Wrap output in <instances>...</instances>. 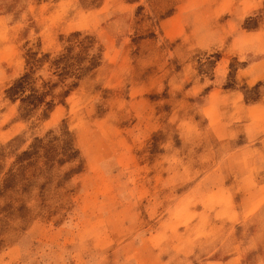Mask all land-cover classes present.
<instances>
[{"label":"rangeland","instance_id":"rangeland-1","mask_svg":"<svg viewBox=\"0 0 264 264\" xmlns=\"http://www.w3.org/2000/svg\"><path fill=\"white\" fill-rule=\"evenodd\" d=\"M261 60L264 0H0V264H264Z\"/></svg>","mask_w":264,"mask_h":264},{"label":"crops","instance_id":"crops-1","mask_svg":"<svg viewBox=\"0 0 264 264\" xmlns=\"http://www.w3.org/2000/svg\"><path fill=\"white\" fill-rule=\"evenodd\" d=\"M264 60L253 62L249 64L250 70H258L263 67ZM261 76L258 75V78ZM256 80V79H255ZM255 80L253 82H255ZM237 91L232 92H219L220 101H217V108L219 112L224 115H231L230 120H234L232 131L227 130V135L231 138L232 136L242 135L245 138V142L241 149V153L246 151L249 146H256V143L261 142L264 139V103H259L257 105H247L234 99V94ZM217 91L211 90L206 95L213 96L216 95ZM221 102V106H220ZM243 110L246 114H252L255 112V115L249 116L246 118L240 117V111ZM218 112V111H217ZM226 134L224 136H226ZM259 159L262 166H264V148L258 152ZM257 157V155H256ZM236 158V157H235ZM242 161V157H240ZM244 160V159H243ZM239 255L231 254L223 261L222 264H239Z\"/></svg>","mask_w":264,"mask_h":264}]
</instances>
